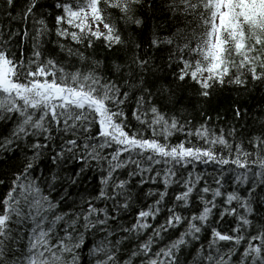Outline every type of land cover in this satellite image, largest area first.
I'll return each mask as SVG.
<instances>
[{"label":"snow or ice","instance_id":"1","mask_svg":"<svg viewBox=\"0 0 264 264\" xmlns=\"http://www.w3.org/2000/svg\"><path fill=\"white\" fill-rule=\"evenodd\" d=\"M0 264H264V0H0Z\"/></svg>","mask_w":264,"mask_h":264}]
</instances>
